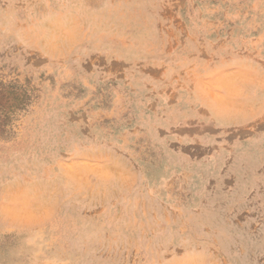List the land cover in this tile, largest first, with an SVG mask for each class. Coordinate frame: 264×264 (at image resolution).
Masks as SVG:
<instances>
[{
	"label": "rangeland",
	"instance_id": "obj_1",
	"mask_svg": "<svg viewBox=\"0 0 264 264\" xmlns=\"http://www.w3.org/2000/svg\"><path fill=\"white\" fill-rule=\"evenodd\" d=\"M0 264H264V0H0Z\"/></svg>",
	"mask_w": 264,
	"mask_h": 264
}]
</instances>
